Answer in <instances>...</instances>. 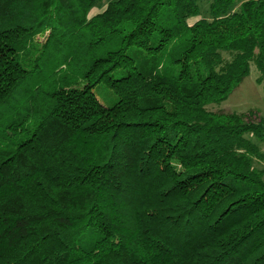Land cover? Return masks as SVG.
<instances>
[{
    "label": "trees",
    "instance_id": "16d2710c",
    "mask_svg": "<svg viewBox=\"0 0 264 264\" xmlns=\"http://www.w3.org/2000/svg\"><path fill=\"white\" fill-rule=\"evenodd\" d=\"M101 1L0 0V264H264V0Z\"/></svg>",
    "mask_w": 264,
    "mask_h": 264
},
{
    "label": "rangeland",
    "instance_id": "374dc122",
    "mask_svg": "<svg viewBox=\"0 0 264 264\" xmlns=\"http://www.w3.org/2000/svg\"><path fill=\"white\" fill-rule=\"evenodd\" d=\"M111 0H102L91 10V15L102 11ZM209 0H202V16L210 18L208 11ZM258 71L254 62L251 63V71L241 84L221 103H211L207 106L209 110L219 112H245L250 109H258L264 117V79L260 82ZM264 150V145L262 146ZM255 166L264 168V159L255 160Z\"/></svg>",
    "mask_w": 264,
    "mask_h": 264
}]
</instances>
